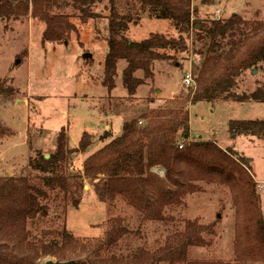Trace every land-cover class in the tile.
Listing matches in <instances>:
<instances>
[{
  "label": "trees",
  "instance_id": "1",
  "mask_svg": "<svg viewBox=\"0 0 264 264\" xmlns=\"http://www.w3.org/2000/svg\"><path fill=\"white\" fill-rule=\"evenodd\" d=\"M109 0L106 24L108 54L103 63V86L115 87L116 65L126 64L122 73L125 91L131 98L143 81L152 79L157 62L171 61L188 52L192 30L202 34L207 46L197 69L192 70L193 86L179 102L174 99L164 109L142 114L123 125L120 137L110 139L82 164L81 176H67L64 165L83 154L93 143L84 133L77 149H69L66 130H60L55 150L46 157L41 152L28 159L26 176H0V264H225L217 261H191V249H205L215 226L198 220H177L171 212L183 206L187 196L201 193L202 185L228 189L234 210V264H264V215L258 184L250 173V160L223 150L216 143L189 140L188 105L236 102L264 105V80L251 92H240L238 80L244 73L260 69L264 63V21H245L232 15L224 20L198 22L192 0H134L137 13L121 15ZM90 0H0L1 21H21L28 15L45 26L43 45L64 44L77 34L67 10L82 24L95 16ZM169 22L175 37L153 34L140 43L125 34L140 17ZM96 40L102 39L96 31ZM0 81V98H12L17 90ZM176 101L172 106L170 103ZM230 139L256 136L264 140V120L230 121ZM10 134L0 126V138ZM181 147V149L179 148ZM164 171L159 178L152 169ZM84 181L92 184L98 200L111 208L121 200L141 222L172 226L163 242L153 248L131 246L140 228L133 231L122 217H110L100 238H80L61 228L37 230L56 202L77 209L82 201ZM213 227V228H212Z\"/></svg>",
  "mask_w": 264,
  "mask_h": 264
},
{
  "label": "rangeland",
  "instance_id": "2",
  "mask_svg": "<svg viewBox=\"0 0 264 264\" xmlns=\"http://www.w3.org/2000/svg\"><path fill=\"white\" fill-rule=\"evenodd\" d=\"M90 1L95 18L85 25L74 15L76 13L67 10L69 16L75 17L71 22L77 34L69 36L64 44L43 45L41 37L45 26L30 15L18 22L0 20V81L17 90L12 98H0V126L10 134L0 138V176L33 175L29 170L25 172L28 159L34 157L35 152L44 156L52 154L63 128L71 150L77 149L84 133L92 137L91 146L64 165L67 176H81L83 162L109 141L102 140L105 133L110 139L118 138L126 122L164 109L168 102L176 98L179 102L189 95L183 79L197 69L207 46L202 34L195 30L187 39L188 52L171 61L155 63L152 79L145 80L140 71L135 74L144 85L133 97L130 98L123 87L124 61L117 63L115 87L107 91L103 86V63L109 50L104 38L108 37L110 3L109 0ZM137 5L134 0H116L113 7L118 14L133 15L137 13ZM191 8L198 22L224 20L232 15L249 22L264 21V0H192ZM216 11L218 16H214ZM96 31L102 39H95ZM153 34L176 36L169 22L143 15L137 23L129 25L125 37L140 43ZM84 55L91 58L83 59ZM259 66L260 69L247 71L238 80L240 92H251L257 82L264 80V63ZM188 113L189 140L214 142L221 149L250 160V173L258 184L264 215V140L251 136L232 141L228 130L230 121L264 120V105L217 101L188 105ZM152 171L164 178L162 169ZM92 188L91 183L84 181L82 201L77 209L62 202L54 203L49 218L37 224L38 232L65 225L77 237L100 238L104 233L103 224L110 217H122L133 231L137 228L141 231L136 240L129 239L126 243L153 248L172 230V226L141 222L121 200L107 207ZM171 215L177 220L176 224L198 220L203 225L215 226L213 236H205L210 246L191 249L189 260L234 264L235 217L228 189L202 185L201 193L187 196L183 206ZM47 260L42 259L40 263Z\"/></svg>",
  "mask_w": 264,
  "mask_h": 264
},
{
  "label": "built area",
  "instance_id": "3",
  "mask_svg": "<svg viewBox=\"0 0 264 264\" xmlns=\"http://www.w3.org/2000/svg\"><path fill=\"white\" fill-rule=\"evenodd\" d=\"M219 15V12H215L214 13V16H218ZM218 18H215V20H217ZM183 84L186 86V87H192L193 86V81H192V78H191V74H187L184 79H183ZM181 149V147H179Z\"/></svg>",
  "mask_w": 264,
  "mask_h": 264
},
{
  "label": "water",
  "instance_id": "4",
  "mask_svg": "<svg viewBox=\"0 0 264 264\" xmlns=\"http://www.w3.org/2000/svg\"><path fill=\"white\" fill-rule=\"evenodd\" d=\"M91 58V56L90 55H84L83 56V59H90ZM17 64L19 63L18 61L16 62ZM254 73H256V72H254ZM46 157V159L48 158V156H45ZM43 264H71V263H58V262H52V261H50V260H47L46 262H44Z\"/></svg>",
  "mask_w": 264,
  "mask_h": 264
}]
</instances>
